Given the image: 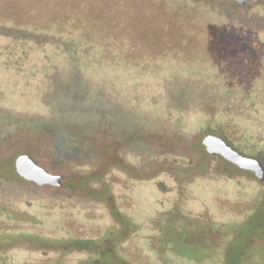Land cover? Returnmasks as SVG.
<instances>
[{"label":"rangeland","instance_id":"1","mask_svg":"<svg viewBox=\"0 0 264 264\" xmlns=\"http://www.w3.org/2000/svg\"><path fill=\"white\" fill-rule=\"evenodd\" d=\"M55 111L75 158L0 133V264H264V179L202 145L264 168V0H0V130Z\"/></svg>","mask_w":264,"mask_h":264},{"label":"trees","instance_id":"2","mask_svg":"<svg viewBox=\"0 0 264 264\" xmlns=\"http://www.w3.org/2000/svg\"><path fill=\"white\" fill-rule=\"evenodd\" d=\"M241 38H243V37L241 36ZM240 40H242V39H240ZM97 100L101 103L102 106L104 105V107L101 109L102 110L106 109L107 104L103 103L104 100L101 99L100 96L97 97ZM195 110L197 111L196 112L197 115H200V114L204 115L205 114V111L202 107L196 108ZM179 115L182 118H180V121L178 122V124H179L178 129H180L179 127H180L181 123H186L189 118L194 116V115H190L188 117L182 111L180 112ZM3 118H4L3 119L4 121H7L9 123H8V128H5V127H4V129L1 128L2 129V130H0L1 134L4 133V135H5V134L11 133V132H18V131L41 132L42 130H46L52 135L51 140H50L51 144H50V150L49 151L51 153V156L55 160H58V161H61L62 159L68 160V159L75 158L77 155H79L78 151H76L77 150L76 147L70 148V146L67 145L68 136L66 133V131H67L66 126L68 124V119H67V116L64 115L61 111L51 112L48 117L43 119L44 120L43 122L41 121V123L34 122L32 120L26 121L23 118H17L15 123H11V118H9L8 116L5 115ZM1 127H2V125H1ZM181 131H183V130L181 129ZM220 176L221 177L226 176V174L225 175L223 174ZM137 209L139 210V208H137ZM173 214H174V211L165 210L164 213L161 214L162 215L161 218L158 219V222H168L167 225L170 226L171 225V224H169V222H171L170 215L173 216ZM139 215L143 218L141 210H139ZM118 216H119V214L117 213V217ZM147 221L152 223V225L154 226V230L156 232H159L158 230H156V227H157L156 224L158 222H155V220H151V218H150V220H147ZM180 221L184 222L183 219H181ZM184 228L186 229V226H184ZM173 229H175V227H173Z\"/></svg>","mask_w":264,"mask_h":264},{"label":"water","instance_id":"3","mask_svg":"<svg viewBox=\"0 0 264 264\" xmlns=\"http://www.w3.org/2000/svg\"><path fill=\"white\" fill-rule=\"evenodd\" d=\"M240 4L245 2H259L260 0H235ZM202 145L210 155H220L226 161L235 165L237 168L253 172L260 182L264 179V168L253 159L245 158L232 148H230L220 138L208 135L202 140ZM15 170L17 174L26 181H32L38 185L50 184L59 185V177L52 176L28 155L19 156L15 161Z\"/></svg>","mask_w":264,"mask_h":264}]
</instances>
